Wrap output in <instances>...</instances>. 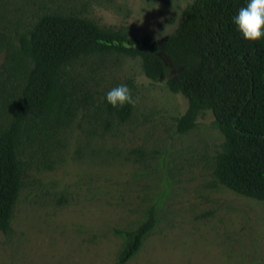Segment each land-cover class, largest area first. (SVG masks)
I'll list each match as a JSON object with an SVG mask.
<instances>
[{"label":"rangeland","instance_id":"1","mask_svg":"<svg viewBox=\"0 0 264 264\" xmlns=\"http://www.w3.org/2000/svg\"><path fill=\"white\" fill-rule=\"evenodd\" d=\"M190 1L0 0V29L27 27L48 9L78 12L105 28L150 35L171 77L181 69L164 38ZM84 70L89 86L103 91L124 83L137 103L128 121L110 129L77 119L63 131L50 167L32 166L12 231H0V264H115L124 232L150 210L155 226L124 264H264V201L216 179L224 136L213 114L180 134L176 119L187 99L149 79L139 59L95 57Z\"/></svg>","mask_w":264,"mask_h":264},{"label":"trees","instance_id":"2","mask_svg":"<svg viewBox=\"0 0 264 264\" xmlns=\"http://www.w3.org/2000/svg\"><path fill=\"white\" fill-rule=\"evenodd\" d=\"M245 0H191L166 52L180 67L167 77L163 60L151 51L153 38L105 28L74 11L48 9L29 26L0 29V231H12L14 209L33 165L50 167L63 131L77 119L107 129L130 119L133 105L113 108L103 91L88 84L84 65L95 57L139 59L153 82L187 99L176 119L187 133L211 112L224 141L215 156L216 179L234 192L264 201V39L244 40L232 17ZM91 125V124H90ZM98 127L88 130L97 134ZM154 211L126 241L115 264L140 249L155 226Z\"/></svg>","mask_w":264,"mask_h":264},{"label":"clouds","instance_id":"3","mask_svg":"<svg viewBox=\"0 0 264 264\" xmlns=\"http://www.w3.org/2000/svg\"><path fill=\"white\" fill-rule=\"evenodd\" d=\"M232 23L244 40L254 43L264 39V0H245L232 17ZM104 99L113 108L137 103L124 83L107 90Z\"/></svg>","mask_w":264,"mask_h":264},{"label":"water","instance_id":"4","mask_svg":"<svg viewBox=\"0 0 264 264\" xmlns=\"http://www.w3.org/2000/svg\"><path fill=\"white\" fill-rule=\"evenodd\" d=\"M166 39V37L164 38V40ZM155 49V42L152 43V47H151V51H154Z\"/></svg>","mask_w":264,"mask_h":264}]
</instances>
